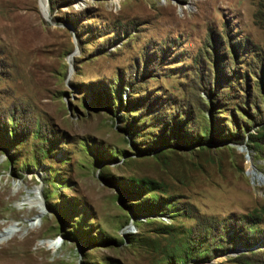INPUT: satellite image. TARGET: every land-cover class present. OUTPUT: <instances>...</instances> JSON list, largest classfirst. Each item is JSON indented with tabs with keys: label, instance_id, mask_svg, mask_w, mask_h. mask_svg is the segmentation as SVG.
I'll return each instance as SVG.
<instances>
[{
	"label": "rangeland",
	"instance_id": "rangeland-1",
	"mask_svg": "<svg viewBox=\"0 0 264 264\" xmlns=\"http://www.w3.org/2000/svg\"><path fill=\"white\" fill-rule=\"evenodd\" d=\"M0 194V264H264V0H0Z\"/></svg>",
	"mask_w": 264,
	"mask_h": 264
},
{
	"label": "bare ground",
	"instance_id": "bare-ground-1",
	"mask_svg": "<svg viewBox=\"0 0 264 264\" xmlns=\"http://www.w3.org/2000/svg\"><path fill=\"white\" fill-rule=\"evenodd\" d=\"M249 173L250 174H252L253 176H255V177H261L258 173H256L253 169H249ZM2 201H1V194H0V207L2 206ZM11 227V226H10ZM10 231H12V229L11 228H9V229H3V230H1L0 231V241L2 240V239H4L5 237H6V235H8L9 234V232Z\"/></svg>",
	"mask_w": 264,
	"mask_h": 264
},
{
	"label": "trees",
	"instance_id": "trees-1",
	"mask_svg": "<svg viewBox=\"0 0 264 264\" xmlns=\"http://www.w3.org/2000/svg\"><path fill=\"white\" fill-rule=\"evenodd\" d=\"M191 255V253H189L188 249L184 251V253H182V255L178 256V258L180 259L181 262L186 261V259Z\"/></svg>",
	"mask_w": 264,
	"mask_h": 264
},
{
	"label": "built area",
	"instance_id": "built-area-1",
	"mask_svg": "<svg viewBox=\"0 0 264 264\" xmlns=\"http://www.w3.org/2000/svg\"><path fill=\"white\" fill-rule=\"evenodd\" d=\"M131 229L133 228V226L131 225V227H130Z\"/></svg>",
	"mask_w": 264,
	"mask_h": 264
}]
</instances>
